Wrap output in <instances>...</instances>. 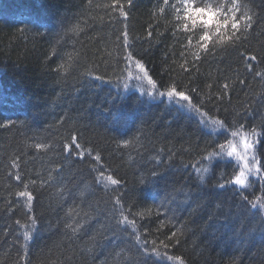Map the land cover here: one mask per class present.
Instances as JSON below:
<instances>
[{"label": "trees", "instance_id": "1", "mask_svg": "<svg viewBox=\"0 0 264 264\" xmlns=\"http://www.w3.org/2000/svg\"><path fill=\"white\" fill-rule=\"evenodd\" d=\"M110 3L0 0V264H25L23 225L30 223L29 213L16 193L49 175L44 187L28 188L36 197L37 225L27 242V264H174L137 251L132 229L116 223L112 198L118 194L126 208L145 214L136 218L142 239L168 243L166 237L178 232L180 244L169 247L170 256H182L187 264H264V210L250 204L264 194V171L250 176L243 192L218 187L232 177L237 162L200 157L231 137L210 135L197 114L149 95L128 78L124 89L126 69L116 48L126 25L131 51L153 79L211 94L205 102L210 116L230 128L232 121L243 123L245 132L255 128V154L264 169V77L256 75L264 72V0H242L253 26L239 46L201 53L195 63L196 49L184 47L185 21L176 19L178 0H132L131 7L121 0L127 19L98 7ZM74 25L77 31L70 30ZM201 30L197 24L193 44ZM62 64L72 67L64 72ZM73 134L101 155L121 185L105 190L91 156L80 159L75 149L63 150ZM126 140L132 142L128 147ZM36 143L51 147L36 149ZM17 156L19 169L11 163ZM198 168L209 170L203 180ZM17 171L21 181L14 179ZM69 209L79 215L69 216ZM74 221L83 225L75 234L65 227Z\"/></svg>", "mask_w": 264, "mask_h": 264}, {"label": "snow or ice", "instance_id": "2", "mask_svg": "<svg viewBox=\"0 0 264 264\" xmlns=\"http://www.w3.org/2000/svg\"><path fill=\"white\" fill-rule=\"evenodd\" d=\"M169 0H163L165 5H168ZM180 7L175 8L176 19L183 20V31L187 33L186 40L187 44L184 45L186 49L194 48L196 51L192 54L193 63L199 61L201 53L208 54L209 52H216L217 50L225 51L228 48H234L241 44V42L247 38L246 33L253 26V17L249 12L245 11L244 4L242 0H200V5H197V0H178ZM125 3L128 7H131L132 0H125ZM125 3H121V0H111L110 4L98 5V7H103L108 10V14L117 13L123 16L125 19L128 17V13L124 10ZM89 4H92V0H89ZM161 12L164 11L163 8L160 9ZM182 13V15H180ZM189 23L191 24V29L189 28ZM197 24L202 26V30L198 36L195 38V44H193V32L196 29ZM79 25H74L71 31H77ZM151 36V32H149ZM116 48L120 49V52H117V55H122V59L125 64V82L122 84L124 89L129 88L127 83V78L132 77L133 69L138 70L135 76L137 80H147L151 85V90L148 92L149 95H152L155 92L159 97H166L169 101H174L175 104L181 109H187L188 111L197 114L200 118V122L203 123L211 131L209 134L215 132L217 135H223L225 137H231V139H226L224 143H217L211 151L206 150V155L200 157L201 161H207L211 163L213 160L220 162L223 158H232V162L239 163L236 164L237 170L234 172L230 179L224 180L223 183L218 185L221 189L225 188L228 185L234 187H239L241 192L250 187L249 177L257 176L264 171L261 166V161L257 158L255 154L256 145L259 143L257 139L258 133L255 128L248 129L245 132V125L243 123H238L236 121L230 122L232 127L230 128L224 120L219 119L218 117H213L209 115V112L205 110V102L212 101V95L206 94L201 96L196 88H189L184 86V88H178L175 82H171L167 85H164L162 82H158L153 79L149 74V69L143 63L141 59H137L133 52L131 51L132 45L129 43V33L127 31V26H124V29L116 37ZM211 45V48L209 47ZM185 53H181V56H184ZM108 55H112L108 53ZM69 61H72L73 57L71 54L68 55ZM246 59L255 61L257 57L255 55H247ZM188 61H185L187 64ZM72 67L71 64L68 67L65 65H60V68L64 72H68L69 68ZM183 71H188L184 66H180ZM247 68L251 69L252 65L247 64ZM257 76L264 77V72H256ZM97 79H103V77H97ZM116 79L119 81L120 77L117 76ZM243 83V81H241ZM211 88V85L208 86ZM163 88L164 90H160ZM186 89V90H184ZM229 89V85L225 83L222 86V90L226 93ZM143 91V90H142ZM192 93H195L198 97V100L193 99ZM223 96L217 95V100H223ZM11 124V121L8 122ZM235 129V130H233ZM249 136L251 139H249ZM233 140H236L239 144L242 145L241 151L244 153L241 155V152H238L236 145L233 143ZM132 142L123 141V146L128 147ZM36 149H49L50 144L47 143H36L34 144ZM75 149V155L83 159L85 155L91 156L95 161L94 170L97 172V181L102 184V186L107 190L111 186H119L122 184V181L115 179L110 173V170L107 169L102 163V157L99 153L93 155L92 149L84 148L79 142L77 135H70L69 140L65 141L63 144V150L67 153H72ZM230 149V150H229ZM251 154V155H249ZM20 157H16L12 160V167L15 169L20 168L19 164ZM242 164V167L240 166ZM103 169V170H101ZM198 172L201 173L200 179L203 180V174L207 173L208 168H198ZM108 173V174H106ZM152 175H156L153 173ZM14 179L16 181H21L22 177L19 171L16 172ZM52 177L49 175L48 180H51ZM48 180L39 179L31 180L28 183H24V191L16 193L17 196L24 198L25 207L28 210V219L30 223L23 225L25 231L23 233L25 245L24 251L25 256L21 257L22 260L27 264V242L32 239L33 232L36 229L37 219L34 214H32V203L36 199L32 191H29V186L33 187H44ZM245 201H248V196H243ZM113 201V210L114 215L117 216L116 223L117 225H123L125 228H131V235L134 236L135 242L137 245V251L144 257H155L158 261H172L174 264H187L185 259L182 256H170L168 255L169 247H177L180 244V238L177 231L171 232L169 236L166 237L168 243H165L163 240L159 241V244L156 240H147L142 239L140 231L137 229V217L141 220L144 219L143 212H132L131 207H125L122 201L121 195H114L112 198ZM252 208H259L264 210V194L254 195V198L250 201ZM69 216L79 215L75 212L74 209L68 210ZM131 217V218H130ZM17 224L20 221H16ZM75 224V226H74ZM66 228L70 229L73 234L80 231L83 227L82 224L73 222L65 225ZM147 229H144L146 234ZM55 264V262H53Z\"/></svg>", "mask_w": 264, "mask_h": 264}, {"label": "rangeland", "instance_id": "3", "mask_svg": "<svg viewBox=\"0 0 264 264\" xmlns=\"http://www.w3.org/2000/svg\"><path fill=\"white\" fill-rule=\"evenodd\" d=\"M137 71L138 70L133 69V75H132V77H128V80L131 81V82L138 83V85H140V87H144L146 89V91L148 90V92H149L151 90V85L148 83V81L146 79L145 80H137V79H135ZM153 95L154 96L156 95L155 92H153L152 96ZM157 97H159V96L157 95ZM233 143L236 145L237 151L241 152V155H243L244 153L241 151L242 145L239 144L236 140H233ZM249 155H251V154H249ZM228 159L232 160V158H228ZM237 163H239V161H237ZM240 166L242 167V164Z\"/></svg>", "mask_w": 264, "mask_h": 264}, {"label": "bare ground", "instance_id": "4", "mask_svg": "<svg viewBox=\"0 0 264 264\" xmlns=\"http://www.w3.org/2000/svg\"><path fill=\"white\" fill-rule=\"evenodd\" d=\"M128 84H130V83H128ZM174 102V101H173Z\"/></svg>", "mask_w": 264, "mask_h": 264}]
</instances>
